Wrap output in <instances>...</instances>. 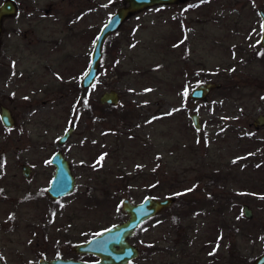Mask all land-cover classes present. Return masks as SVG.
<instances>
[{
	"label": "rangeland",
	"instance_id": "374dc122",
	"mask_svg": "<svg viewBox=\"0 0 264 264\" xmlns=\"http://www.w3.org/2000/svg\"><path fill=\"white\" fill-rule=\"evenodd\" d=\"M14 1L17 15L3 21L0 37V107L15 120L11 127L0 120L6 263L94 259L72 248L125 220L123 198L169 195L175 201L129 239L139 253L128 264H252L264 253V125L253 124L264 115V0H186L138 11L104 41L88 88L80 80L95 36L124 0ZM205 82L220 86L207 100L190 99ZM111 89L118 103H101ZM55 151L68 160L75 186L52 200ZM21 163L30 165L29 177Z\"/></svg>",
	"mask_w": 264,
	"mask_h": 264
},
{
	"label": "water",
	"instance_id": "95a60500",
	"mask_svg": "<svg viewBox=\"0 0 264 264\" xmlns=\"http://www.w3.org/2000/svg\"><path fill=\"white\" fill-rule=\"evenodd\" d=\"M186 0H124L126 3L118 7L101 27L95 37L92 51L90 53V61L88 68L81 78V86L88 88L93 85L97 70L102 58V46L105 38L112 32L116 31L119 26L132 14L155 5H165ZM17 13V5L14 0H3L0 4V35L2 31V19L7 16H14ZM261 23L260 44L264 47V10L258 11ZM1 48V39H0ZM219 83L205 82L196 85L190 92L189 97L193 101L207 100L210 91L218 88ZM118 93L116 90L105 91L100 96L101 103L117 104ZM192 125L195 129L200 128L199 115L195 112L190 116ZM0 120L5 127L14 125L15 120L10 110L1 106ZM254 126L264 125V115L260 114L253 122ZM72 133V127H69L59 138L58 144H63ZM50 162L55 166L53 176L47 187V193L51 199L69 194L75 186V177L71 173L68 160L60 151L52 154ZM30 166H22V172L25 176H29ZM175 196H167L162 199L147 196L140 202H131L127 198L121 200V208L127 215V218L116 223L98 234L91 236L84 242H79L73 246V250L78 254H92L97 257L95 261H82L72 258H54L50 260H41L39 264H128L139 253L137 245L131 243L129 238L134 234V230L138 228L144 221L158 214L162 210L168 208L175 201ZM242 211L244 217L249 219L252 217V210L247 204H243ZM110 230V231H109ZM2 264V263H0ZM252 264H264V253L256 257Z\"/></svg>",
	"mask_w": 264,
	"mask_h": 264
},
{
	"label": "flooded vegetation",
	"instance_id": "af4514ba",
	"mask_svg": "<svg viewBox=\"0 0 264 264\" xmlns=\"http://www.w3.org/2000/svg\"><path fill=\"white\" fill-rule=\"evenodd\" d=\"M15 3H16V2H15ZM0 4H1V3H0ZM16 5H17V3H16ZM48 10H49L48 8L44 10V16H46V15L49 13ZM17 12H18V6H17ZM88 12H89V8H88V9H87V8H86V9L83 8V10H82L81 13H84V15H88ZM42 13H43V11H42ZM42 13L39 12V15L41 16ZM16 15H17V13H16L14 16H7V17H4V18L2 19V31H3V21H4V20H9V19L15 17ZM79 16H80V15H79ZM79 16H78V17H79ZM109 17H110V16H109ZM107 20H108V19H107ZM107 20H106V21H107ZM260 23H261V20H260ZM104 24H105V23H104ZM104 24H103V25H104ZM103 25H102V26H103ZM102 26H101V27H102ZM100 29H101V28H100ZM100 29H99V31H100ZM2 31H1V32H2ZM97 34H98V33H97ZM110 34H111V33H110ZM110 34H109V35H110ZM109 35H108V36H109ZM96 36H97V35H96ZM96 36H95V37H96ZM108 36H107V37H108ZM0 37H1V35H0ZM107 37H106V38H107ZM106 38H105V40H106ZM51 39H52V40H55L56 38H55V39L51 38ZM105 40H104V41H105ZM56 41H58V40H56ZM104 41H103V43H104ZM103 54H104V50H103V46H102V56H103ZM80 82H81V80H80ZM80 85H81V83H80ZM81 87H82V86H81ZM82 88H84V87H82ZM84 98H85V100H88V98H87L86 95L84 96ZM103 104H107V103H103ZM107 105H109V104H107ZM110 105H111V104H110ZM0 108H1V107H0ZM67 139H68V138H67ZM55 152H56V151H55ZM55 152H54V153H55ZM51 156H52V155H51ZM50 158H51V157H50ZM49 161H50V160H49ZM50 163H51V162H50ZM51 164H52V163H51ZM24 165L30 166V165H28V164L21 163V164H20V166H21V170H22V166H24ZM30 168H31V167H30ZM54 168H55V166H54ZM22 173H23V172H22ZM30 174H31V169H30V172H29V176H30ZM23 175H24V174H23ZM29 176H25V175H24V177H29ZM52 176H53V175H52ZM46 193H47V188H46ZM47 196L49 197L48 193H47ZM65 196H66V195H65ZM169 196H170V195H169ZM62 197H63V196H62ZM49 198H50V197H49ZM50 199H51V198H50ZM52 200H55V199H52ZM158 214H159V213H158ZM156 215H157V214H156ZM156 215H154V216H156ZM154 216H152L151 218H153ZM151 218H149V219H151ZM149 219H148V220H149ZM148 220H146V221H148ZM146 221H144L141 225H143ZM141 225H140V226H141ZM39 226H41V224L38 225V228H39ZM140 226H139V227H140ZM139 227H138V228H139ZM136 229H137V228H136ZM136 229L134 230V233H135ZM133 235H134V234H133ZM133 235H132V236H133ZM132 236H131V237H132ZM131 237H130L129 239H131ZM88 255H92V254H88ZM93 256H94V255H93ZM95 257H96V256H95ZM56 258H58V257H56ZM60 258H62V257H60ZM50 259H54V258L46 259V258H43V257H38V258L35 259V262H32V261L27 262V261H26L25 264H39L41 260H50ZM63 259H67V258H63ZM72 259H74V258H72ZM96 259H97V257L94 258V259H90V260H82V261H95ZM76 260H81V259H76ZM0 263H2V264H7L6 261H5L1 256H0Z\"/></svg>",
	"mask_w": 264,
	"mask_h": 264
},
{
	"label": "snow or ice",
	"instance_id": "6c2138e0",
	"mask_svg": "<svg viewBox=\"0 0 264 264\" xmlns=\"http://www.w3.org/2000/svg\"><path fill=\"white\" fill-rule=\"evenodd\" d=\"M87 76V73L85 74ZM101 159H103V157H101ZM110 231V230H109ZM97 235H102V234H97Z\"/></svg>",
	"mask_w": 264,
	"mask_h": 264
}]
</instances>
